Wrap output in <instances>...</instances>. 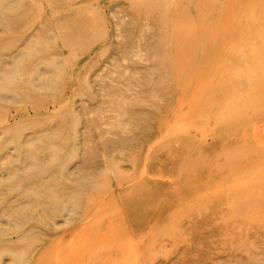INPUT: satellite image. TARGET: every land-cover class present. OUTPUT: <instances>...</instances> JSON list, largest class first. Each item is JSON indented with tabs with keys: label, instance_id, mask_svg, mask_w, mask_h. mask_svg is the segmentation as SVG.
I'll return each mask as SVG.
<instances>
[{
	"label": "rangeland",
	"instance_id": "1",
	"mask_svg": "<svg viewBox=\"0 0 264 264\" xmlns=\"http://www.w3.org/2000/svg\"><path fill=\"white\" fill-rule=\"evenodd\" d=\"M238 86L264 89V0H0V264H264Z\"/></svg>",
	"mask_w": 264,
	"mask_h": 264
},
{
	"label": "bare ground",
	"instance_id": "2",
	"mask_svg": "<svg viewBox=\"0 0 264 264\" xmlns=\"http://www.w3.org/2000/svg\"><path fill=\"white\" fill-rule=\"evenodd\" d=\"M69 1H71V0H69ZM72 1H76V3H82V2H86L87 0H72ZM132 27H133V25H132ZM151 27L153 28V31H151L152 32L151 35L148 36L146 43H147L149 50L152 53H156L157 52L156 48L158 49V43H157L158 37L161 38V36H162V34L156 33V29H158V31L161 29V22H157V23L153 22L151 24ZM129 31H130V33H127L128 37H130L132 35L134 28H131V30L129 29ZM186 81H187V79H186ZM231 91H232V95L228 99H234L237 102L252 103L253 105H259L262 102V100H264V89H261L259 87H255V86L241 87V86H238V87L232 88ZM256 160H257L258 164H257L256 169H255V178L259 179L260 177H262L264 175V166L260 165V164H264V163H261V160L258 159V157L256 158ZM49 208L53 209L52 214H54V216H58L57 214H60V212H63L65 209L67 210L68 208H69L68 210H70L69 214H72L73 216L76 215L75 214L76 212L77 213L79 212L77 210V209H79V207L75 201L70 202V207L67 208V207H64L63 205H60V198L57 200L55 199V204L50 205ZM258 211H259V209L257 208L256 212H258ZM257 227L258 226L255 227V232H254L253 238L256 239L258 241L257 243L259 244V242L263 238V236L259 232ZM253 228H254V226H253ZM0 236H1L0 239L4 243H8V244H6L8 246H9V242L13 241L12 238H6L5 234L3 235V233L1 231H0ZM19 237H18V240H22L24 236H22V234H21V236L19 235ZM4 245L5 244H3L0 247V256L1 255L4 256V254H2V253H6V254L10 253V250H7V251L4 250V249H6V248H4L5 247ZM8 246H6V247L8 248ZM8 249H10V248H8ZM4 251H6V252H4ZM255 257H258L257 253H255Z\"/></svg>",
	"mask_w": 264,
	"mask_h": 264
}]
</instances>
